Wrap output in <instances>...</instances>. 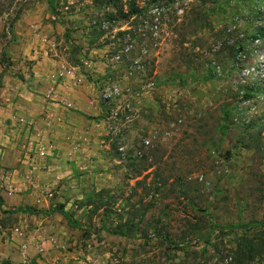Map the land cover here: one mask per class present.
Returning <instances> with one entry per match:
<instances>
[{
    "label": "rangeland",
    "instance_id": "1",
    "mask_svg": "<svg viewBox=\"0 0 264 264\" xmlns=\"http://www.w3.org/2000/svg\"><path fill=\"white\" fill-rule=\"evenodd\" d=\"M132 1L29 0L12 29L0 19V193L54 226L35 248L33 215L0 209L20 264L25 245L28 264H229L264 231V0ZM106 211L125 235L101 229Z\"/></svg>",
    "mask_w": 264,
    "mask_h": 264
},
{
    "label": "trees",
    "instance_id": "2",
    "mask_svg": "<svg viewBox=\"0 0 264 264\" xmlns=\"http://www.w3.org/2000/svg\"><path fill=\"white\" fill-rule=\"evenodd\" d=\"M39 1V0H38ZM29 0H0V19L3 18L4 15H9L8 17V25L9 28L12 29L15 25V23L18 21L19 16L23 12L25 6L28 4ZM161 0H133L132 6L136 7V3H147L150 4H156L160 3ZM138 9V8H136ZM142 8L141 10H143ZM54 11V10H52ZM61 24L65 25L67 36H70V28L66 23L61 22ZM4 36H11V39H14V34L11 32V34H7V30L5 31ZM0 65L4 69V71L8 70L10 68V63L8 62V58L6 56V53L2 54V58L0 59ZM220 78L218 76H210V80L216 81ZM1 80V78H0ZM97 120V118H92ZM106 192V191H105ZM105 192H99L98 195H103ZM103 200L100 199L95 208H93V212L97 213L101 210H103L104 203ZM91 206V205H90ZM4 207V201L3 198L0 196V209L3 214H18L22 213L24 215H39L46 212H41L37 210L36 208L29 207V206H21L19 208H14L11 210H3ZM53 211L60 212L70 223L71 226H79L78 222L74 219L73 215L70 213L65 212L63 206H60L59 208H55ZM110 212H105L103 214V217L101 218V229L108 232V233H117L120 232L121 234H124V231H122V228L129 225V222H125V224L118 223L117 226L113 229L107 224V219L110 217ZM229 257L231 261L229 264H264V231L253 233L251 235H244L240 238L237 248L235 250H230ZM0 264H11L7 260H3L0 257Z\"/></svg>",
    "mask_w": 264,
    "mask_h": 264
},
{
    "label": "crops",
    "instance_id": "3",
    "mask_svg": "<svg viewBox=\"0 0 264 264\" xmlns=\"http://www.w3.org/2000/svg\"><path fill=\"white\" fill-rule=\"evenodd\" d=\"M36 105L37 104H35L34 102L31 104V106L28 104V107H30V110L27 112H30V113L31 112L33 113L34 111L40 112V109L35 108ZM18 106L19 107H16L18 109L17 113H16L17 110H14V109L11 111V113H9L10 112V108H9L7 110L5 109L4 113H1V116L4 117L5 113L9 114L8 116L14 115L15 113L17 115H23L22 114L23 113L22 109H24L23 104L19 103ZM47 109H51V106H48ZM1 110L2 109H0V111ZM49 112H51V111L49 110ZM55 112L57 113V111H55ZM58 113L59 114H65L67 112L59 110ZM53 114H54V112H53ZM69 116H71V115H69ZM0 120H1V117H0ZM0 151H1V149H0ZM7 180H6V183H7ZM0 196L3 198V201L9 207V208H7L8 210H11L13 208H19V207L25 206L27 204H30L31 207L39 209V207H41V205H42L41 201L39 202V204H37V202L31 200L30 195H28L26 193L25 194H23V193L22 194H13V193L10 194V193L5 191L4 193H0ZM12 215H15V214H12ZM30 220H31V224L34 223V224H32L33 226L31 227L33 229H30V231L32 230V232H28L30 240L28 239L25 241H28L31 244L33 243L32 245L35 248L40 247L42 250H44L43 245L45 247V245L47 243L46 241H44L45 236H46L47 232H49L52 227L54 228V226H49L48 224L50 222L47 223V220H43V218H37L36 216H31ZM33 220H35V221L33 222ZM36 235H38V236L36 237ZM31 239H34V241H31ZM36 239H41V242H39ZM10 240H11V238H10L9 234H7V230L4 229L3 225L0 223V257H1V259H9L10 258L11 264H17V263L20 264L21 259L18 257L19 256V253L17 250L18 245L11 243ZM12 240H17V235L14 232L12 233ZM42 241H44V242H42ZM33 246H32V248H33ZM30 248H31V246H30ZM28 253H29V251H27V254ZM54 253H56V251H45L42 254L41 258H38L37 260H35V263L36 264H77V263H72L71 256L62 255L60 252H58L59 256H57V254H54ZM33 255L36 257V253ZM16 257L19 258V260H17V262H15V259H17ZM53 257H57L55 262H54Z\"/></svg>",
    "mask_w": 264,
    "mask_h": 264
},
{
    "label": "built area",
    "instance_id": "4",
    "mask_svg": "<svg viewBox=\"0 0 264 264\" xmlns=\"http://www.w3.org/2000/svg\"><path fill=\"white\" fill-rule=\"evenodd\" d=\"M27 251H28V245L26 246H23V249H22V253H23V264H28V254H27Z\"/></svg>",
    "mask_w": 264,
    "mask_h": 264
},
{
    "label": "water",
    "instance_id": "5",
    "mask_svg": "<svg viewBox=\"0 0 264 264\" xmlns=\"http://www.w3.org/2000/svg\"><path fill=\"white\" fill-rule=\"evenodd\" d=\"M11 37V36H10Z\"/></svg>",
    "mask_w": 264,
    "mask_h": 264
}]
</instances>
